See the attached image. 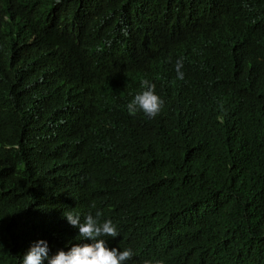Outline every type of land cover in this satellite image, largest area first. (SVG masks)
Segmentation results:
<instances>
[{"label":"trees","instance_id":"16d2710c","mask_svg":"<svg viewBox=\"0 0 264 264\" xmlns=\"http://www.w3.org/2000/svg\"><path fill=\"white\" fill-rule=\"evenodd\" d=\"M86 3L91 12L78 13ZM247 9L213 4L195 16L187 0H0V264H21L39 240L50 255L91 243L60 210L82 221L101 211L119 233L107 246L130 248L136 260L264 264V0ZM251 20L256 49L244 78L240 57L253 44L242 26ZM62 65L75 83L74 116L63 114L45 138L41 123L57 95L36 87L46 73L61 81ZM132 77L155 84L161 113L132 116L115 90L95 115L91 79L112 90ZM90 141L123 166L105 203L92 177L51 189Z\"/></svg>","mask_w":264,"mask_h":264},{"label":"clouds","instance_id":"9594fccd","mask_svg":"<svg viewBox=\"0 0 264 264\" xmlns=\"http://www.w3.org/2000/svg\"><path fill=\"white\" fill-rule=\"evenodd\" d=\"M248 1L187 0V10L195 16H200L205 6L219 4L221 6H233L240 14L247 15L251 13L247 9ZM83 11L91 12L88 3L82 5L77 12ZM251 22L252 20L242 26L244 44L248 42L253 44L247 52L246 58L240 57L242 60V76L244 78L247 77L252 68L256 49V39L251 31ZM113 50L120 52L121 48L119 45H114ZM87 56L88 53L83 56L85 64ZM183 63V58L178 59L175 63L176 78L178 80L184 79L185 74L182 71ZM42 72H45L43 68ZM60 77L61 81L58 79L54 80L46 73L36 87L39 95L47 92L53 93L52 91H56L57 95V97L54 95L55 105L48 111L46 118H44V125L42 126L41 123L42 133L45 138L60 130L58 126L61 125L60 117L63 114L68 116V121L72 120L74 116L73 98L75 83L70 72L63 65ZM96 77H99V75H95L92 78ZM91 83L93 85L91 86L92 96L95 97L100 109V112L95 115L101 114L111 103L112 97L109 94L115 90L121 93L122 97H126L124 108L132 116L139 115L144 118L145 116L155 118L161 113L164 105L163 98L155 89L156 86L151 80H142L137 83L135 77L131 79L126 78L125 81L119 80L112 90H107L104 86L100 87V83H97L94 79H91ZM12 111L13 109L10 108L7 112L3 113L2 119L10 116ZM60 173L59 176L51 181L52 191H63L70 186L77 187L80 184L84 185V180L92 177L95 179V189L99 192L98 196L104 203L109 197L118 193L123 180V166L117 158L114 155L99 154L91 141L86 150L76 152L66 160ZM91 207L95 209L96 205L92 204ZM102 215L103 213L99 210L94 215L89 212L82 221L80 215L72 211H58L57 216L60 219H66L72 228L78 229L77 237L80 238V241H91V243H76L67 251L61 249L55 254L50 255L48 242L39 240L34 242L28 251L23 254L21 264H45V261L47 264H163L161 259L155 257L141 260L133 259L134 253L130 248L123 251L119 248H109L106 243L108 239H105V237L115 239L119 236V233L110 219H101ZM143 249L148 254L157 255L151 249Z\"/></svg>","mask_w":264,"mask_h":264}]
</instances>
